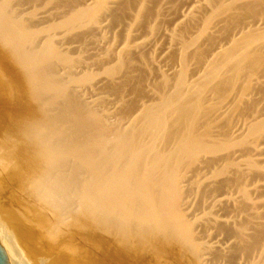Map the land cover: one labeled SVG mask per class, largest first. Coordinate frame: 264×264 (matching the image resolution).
I'll list each match as a JSON object with an SVG mask.
<instances>
[{
    "label": "bare ground",
    "instance_id": "obj_1",
    "mask_svg": "<svg viewBox=\"0 0 264 264\" xmlns=\"http://www.w3.org/2000/svg\"><path fill=\"white\" fill-rule=\"evenodd\" d=\"M0 245L264 264V0H0Z\"/></svg>",
    "mask_w": 264,
    "mask_h": 264
},
{
    "label": "water",
    "instance_id": "obj_2",
    "mask_svg": "<svg viewBox=\"0 0 264 264\" xmlns=\"http://www.w3.org/2000/svg\"><path fill=\"white\" fill-rule=\"evenodd\" d=\"M0 264H10L8 257H6L3 247L0 245Z\"/></svg>",
    "mask_w": 264,
    "mask_h": 264
},
{
    "label": "rangeland",
    "instance_id": "obj_3",
    "mask_svg": "<svg viewBox=\"0 0 264 264\" xmlns=\"http://www.w3.org/2000/svg\"><path fill=\"white\" fill-rule=\"evenodd\" d=\"M85 261V260H84ZM112 263V262H111ZM110 262H109V264H111Z\"/></svg>",
    "mask_w": 264,
    "mask_h": 264
}]
</instances>
